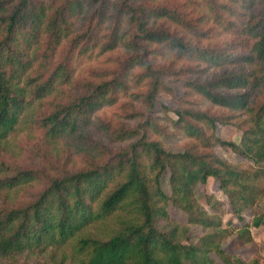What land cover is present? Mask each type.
Masks as SVG:
<instances>
[{
    "label": "trees",
    "instance_id": "obj_1",
    "mask_svg": "<svg viewBox=\"0 0 264 264\" xmlns=\"http://www.w3.org/2000/svg\"><path fill=\"white\" fill-rule=\"evenodd\" d=\"M132 3L116 0L112 6L127 16L131 32L118 34L113 24L107 36L100 32L105 0H0V148L27 112V120L42 131L48 149L53 148L49 144L68 139L79 163L75 170L50 166L51 173L40 176L46 170L0 162V264H24L31 255L46 253L48 263L61 253L60 264H211L212 256L220 264H261L221 248L227 231L218 217L195 206L192 190L212 177L221 189L237 188L242 206L253 204L256 196L264 197V188L258 190L248 182L262 171L243 177L246 172L211 150L218 143L254 164L264 160V8L245 17L242 9H250L252 0H209L213 22L240 37L238 54L228 44L210 45L211 35L201 28L200 17L193 21L167 6ZM74 16L80 18L77 24ZM158 20L180 32L156 25ZM64 42L68 43L64 56L52 63ZM119 44L127 55L121 68L138 66L141 77L148 79L145 101L151 102L161 88L158 71L148 59L150 45L158 44L175 60L190 64L181 68L188 74V91L229 112H176V119L170 120L173 127L194 141L179 152L165 150L158 140L140 132L154 125L147 120L134 128L100 125L109 142L130 141L125 148L111 151L91 140L85 128L96 109L113 103L115 94L125 89L123 70L112 78L77 81L70 54L95 48L108 52ZM236 64L247 69L207 80L191 76L197 75L200 65ZM240 113L243 119H238ZM217 122L239 128V144L217 138ZM165 170L175 205L186 213L187 223L202 231L194 242L189 241L188 228L168 219L169 197L160 186ZM41 179L45 187L33 198L18 204L7 201L9 192ZM242 206L234 207L239 219ZM262 222L258 215L251 224L257 227ZM236 238L243 243L251 240L245 225L237 229Z\"/></svg>",
    "mask_w": 264,
    "mask_h": 264
},
{
    "label": "rangeland",
    "instance_id": "obj_2",
    "mask_svg": "<svg viewBox=\"0 0 264 264\" xmlns=\"http://www.w3.org/2000/svg\"><path fill=\"white\" fill-rule=\"evenodd\" d=\"M115 1L105 0L107 6L103 19L104 25L101 27L100 32L107 36H109L107 33L113 24L117 26L118 34L123 33L127 29L131 32V29L128 27L127 16L112 7L115 5ZM132 1V4L142 6H167L168 8L174 9L177 13H181L182 16L188 19L191 18L193 21L200 17L199 24L201 28L208 30L211 35L210 45L215 44L216 46L226 47L228 44L229 50H233L238 54L242 52L236 46V43L240 41V37L233 30L226 31L221 24L213 22L208 6L209 0ZM86 7L87 5L81 11L82 13ZM95 8L94 6L92 10ZM263 8L264 0H252L251 8L248 10L242 9V11L246 17L250 12L258 13ZM92 10L90 9V11ZM78 17H73V22L76 24L80 19ZM161 24L163 26H170V30L177 31V33L180 32L179 28H176L168 22H163L162 20L156 21V25ZM104 37L105 35H103ZM67 46L68 43L64 42L59 47L52 63H55L61 56H64L63 54L66 52ZM150 48L152 53L148 55V59L151 60L153 66L157 69L158 81L161 85L159 91L152 97L151 102L144 100L148 88V79L141 77L142 69L138 66L127 70L121 68L127 55L120 44L114 50L108 52L100 53L98 48H95L85 54H77L75 51L70 54L73 78L77 81L112 78L115 75H121V71L123 70L122 79H124L126 84L125 89L119 90L115 94V101L113 103L104 104L102 107L96 109L91 115L89 125L85 128L91 140L105 144V147L110 148L111 151L125 148L130 141L122 143L109 142L106 132L100 125H109L111 128L124 125L134 128L137 124L147 120L154 125L149 124L146 129L141 128L139 129L140 132H144L151 139L158 140L165 150L179 152L194 141L173 127L170 120L176 119V112L185 109L207 111L212 115H224L229 112L228 110L212 105L185 88V78H187L188 74L181 71V68L188 67L190 65L189 63L175 60L162 45L152 44ZM246 67L238 64L229 67L200 65L199 68L201 70L199 69L198 73H196L197 75L193 74L191 76H198L202 80H207L227 71L247 69ZM259 99H263L262 95H260ZM26 113L20 117L15 131L1 143L0 162L12 167L46 170L41 171L40 176L51 173L48 168L50 166L52 168L54 165L58 168L63 166L70 170L79 168V163L75 158V153L72 150L73 145L70 140H58L56 146L49 144L50 148H53L51 150L48 149V146L44 145L42 131L35 125H32L29 119L27 120ZM243 118L244 114L240 113L238 119ZM240 133V129L233 124L219 122L215 124L214 135L220 140L239 144ZM46 150L48 154L52 153L53 156H47L44 153ZM211 150L219 159L232 164L234 167L243 171V173L246 172L243 174V177L250 172L262 171V173L257 175L253 180L250 179L248 182L253 184L258 190L264 188V160L258 164H254L250 160L234 153L229 147L218 143H215ZM54 154L58 155L55 156ZM66 160L68 161L66 162ZM48 161L49 163L47 164ZM248 179L249 176L246 180ZM45 184L44 179L27 183L21 188L9 192L7 201L11 204H18L25 199L33 198L44 189ZM160 186L162 191L169 197L166 204L168 219L172 223L188 228L189 241L194 242L202 231L200 227L187 223L186 213L175 205L172 196H170L167 170L161 176ZM236 190L237 188L230 185H226L224 189H221L219 188L218 180L209 177L204 184L198 183L193 187V203L198 209L204 210L209 216L220 219L221 228L227 231V235L220 241L222 249L243 261L256 259L261 264H264V197L256 196L253 204L242 206V200L238 197ZM236 206H242L238 213L240 214V219L236 217L234 211V207L236 208ZM258 215L263 216V222L257 227H254L251 223ZM243 225L247 227L251 238L249 242L245 243L236 238L237 229ZM60 254H56L54 263H48V253H46L40 257L31 255L24 264H60ZM212 260L211 264H220L215 256H212Z\"/></svg>",
    "mask_w": 264,
    "mask_h": 264
}]
</instances>
